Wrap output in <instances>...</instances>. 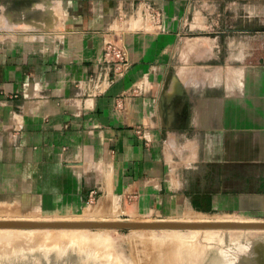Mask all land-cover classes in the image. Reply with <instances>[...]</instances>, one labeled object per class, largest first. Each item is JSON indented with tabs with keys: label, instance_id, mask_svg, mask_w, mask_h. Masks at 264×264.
I'll return each instance as SVG.
<instances>
[{
	"label": "rangeland",
	"instance_id": "obj_1",
	"mask_svg": "<svg viewBox=\"0 0 264 264\" xmlns=\"http://www.w3.org/2000/svg\"><path fill=\"white\" fill-rule=\"evenodd\" d=\"M64 1L56 0L60 8ZM88 1L90 45L101 38L103 50L112 44L125 59L128 36L136 30L152 33L151 25L167 18L153 0H116L114 7L102 8L104 17L98 20L91 13L96 10L95 3L103 0ZM27 4L30 7L32 1L0 0V40L5 45L2 52L9 50L17 55L22 51L17 43L26 42L46 54L61 55L65 41L74 33L34 29L30 21L43 17L29 15L23 19ZM180 18L179 43L164 84L183 93L185 115L200 125L182 129L185 140L179 146L169 145L170 155H159L154 160L155 165L161 163L162 183L170 191L190 192L216 189L220 181L228 178L264 177V127L247 129L248 137L242 143L238 135L246 129L226 130L205 124L209 120L221 121L227 106L240 109L241 100H248L249 110L260 113L264 120V0H183ZM12 41L13 45L7 44ZM170 199L167 207L142 209L118 204L102 206L95 203V196L92 203L76 210L43 211L26 196L2 193L0 189V223H6L0 224V230H7L6 237L0 239V264H264V225L253 226L264 224V211L203 210L177 197ZM52 220L205 225L124 228L10 224ZM53 230H60L54 233L63 238L52 235ZM78 230L85 231L81 235ZM73 232L74 236L79 233V238ZM85 232L91 236L89 240L84 237V242L81 240L87 236ZM46 233L50 235L48 240ZM51 235L57 240H50ZM101 236L106 240L100 241Z\"/></svg>",
	"mask_w": 264,
	"mask_h": 264
},
{
	"label": "crops",
	"instance_id": "obj_2",
	"mask_svg": "<svg viewBox=\"0 0 264 264\" xmlns=\"http://www.w3.org/2000/svg\"><path fill=\"white\" fill-rule=\"evenodd\" d=\"M30 1L23 19L43 17L28 18L34 29L74 35L59 56L26 42L17 43V55L2 52L0 40L2 193L26 196L43 211L76 210L90 190L95 203L107 207L162 208L177 197L203 210L264 211V177L170 191L161 163L154 164L159 155H170L169 145L185 140L182 129L200 125L185 115L183 93L164 84L179 43L183 0H153L167 18L151 25L154 33L136 30L126 38L128 58L121 66L104 61L101 38L90 45L88 0H65L63 8L56 0ZM116 2H96L91 17L99 20L102 8ZM249 108L241 100L240 109L227 106L221 121L205 124L246 129L238 135L243 143L247 129L264 127L260 113Z\"/></svg>",
	"mask_w": 264,
	"mask_h": 264
},
{
	"label": "water",
	"instance_id": "obj_3",
	"mask_svg": "<svg viewBox=\"0 0 264 264\" xmlns=\"http://www.w3.org/2000/svg\"><path fill=\"white\" fill-rule=\"evenodd\" d=\"M0 224H6V223H0ZM14 225H26V226H41V225H47V226H59V225H76V226H116V227H124V228H129V227H140V226H147V227H168V226H175V227H190V226H204L205 224H173V223H149V224H138V223H133V222H111V223H98V222H80V223H67V222H37V223H10ZM211 225H221V226H233V224H209L207 226ZM264 224H256L253 226H263Z\"/></svg>",
	"mask_w": 264,
	"mask_h": 264
},
{
	"label": "built area",
	"instance_id": "obj_4",
	"mask_svg": "<svg viewBox=\"0 0 264 264\" xmlns=\"http://www.w3.org/2000/svg\"><path fill=\"white\" fill-rule=\"evenodd\" d=\"M103 59L106 62H112L119 66H121L125 61V57L123 53L121 52V50L116 48L112 44H108L105 47L104 53H103ZM95 194L96 193L94 190H90L87 194L85 204L92 203L94 201Z\"/></svg>",
	"mask_w": 264,
	"mask_h": 264
},
{
	"label": "bare ground",
	"instance_id": "obj_5",
	"mask_svg": "<svg viewBox=\"0 0 264 264\" xmlns=\"http://www.w3.org/2000/svg\"><path fill=\"white\" fill-rule=\"evenodd\" d=\"M52 221L54 222V220H52ZM89 221H90V220H89ZM42 222H43V221H42ZM78 222H80V221H78ZM15 223H19V222H15ZM24 223H37V222H28V221H26V222H24ZM50 227H51V226H50ZM207 230H208V229H207ZM2 231H3V230H2ZM5 231L7 232V230H5ZM5 231L1 232V230H0V239L3 238V237H6V236L4 235V234H6ZM11 231H14L13 233H14V235H16V236L19 234L18 231H16V233H15V230H11ZM11 231H10V232H11ZM56 231H60V230H55V231L53 230V231H52V235H53L54 232L57 234ZM65 231H66V230H65ZM65 231H63V232L66 233ZM67 231H70V232H71V230H67ZM75 231H76V230H75ZM84 231H85V230H84ZM84 231L82 232V230H81L82 233H84ZM86 231H87V230H86ZM208 231H211V230H208ZM8 232H9V231H8ZM70 232H69V234H70ZM78 232L81 233L79 230H78ZM78 232H77V233H78ZM198 232H199V231H198ZM218 232H219V231H218ZM2 233H3L4 236L2 235ZM42 233H43V232H42ZM49 233H51V232H49ZM55 233H54V234H55ZM58 233H61V232H58ZM67 233H68V232H67ZM74 233H75V232H73V236H74ZM77 233H76V234H77ZM79 233H78V236H79ZM82 233H81V235H83ZM85 233H86V232H85ZM194 233H195V232H194ZM208 233H212V231H211V232H208ZM37 234H38V233H37ZM46 234H47V233H46ZM56 234H55V235H56ZM7 235H8V234H7ZM12 235H13V234H12ZM43 235H44V233H43ZM52 235H51V239H50V240H52V238L55 239V240H57L56 237L59 238V236H61V237H60L61 239L63 238V237H62V234H61V235L59 234V236L56 235L55 238H54ZM64 235H65V234H63V236H64ZM70 235H72V232H71ZM86 235H87V233H86ZM75 236H77V235H75ZM75 236H74V237H75ZM78 236H77V237H78ZM90 236H91V235H90ZM90 236H89V237H88V235H87V236H83V239H82L81 241H84V240H85L84 237H87V240H89ZM93 236H94V235H93ZM93 236H92V237H93ZM97 236H98V235H97ZM99 236H100V235H99ZM197 236H198V235H197ZM209 236L211 237V235H209ZM46 237H47V240H48V239L50 238V235L47 234ZM46 237H45V238H46ZM48 237H49V238H48ZM64 237H65V236H64ZM71 237H72V236H71ZM92 237H91V238H92ZM101 237H102V236H101ZM192 237H193V236H192ZM215 237H216V236H215ZM41 238H42V237H41ZM45 238H44V239H45ZM78 238H79V237H78ZM80 238H81V236H80ZM93 238H94V237H93ZM93 238H92V240H93ZM97 238H99V237H97ZM97 238L95 237V239H97ZM105 238H106V237H105ZM201 238H202V237H201ZM66 239H67V238H66ZM95 239H94V240H95ZM101 239H102L103 241L106 240V239L104 240L103 237L100 238L99 240L101 241ZM209 239H210V238H209ZM58 240H59V239H58ZM75 240H76V238H75ZM78 240H79V239H77V241H78ZM99 240H98V241H99ZM166 240H167V239H166ZM173 240H174V239H173ZM39 241H40V240H39ZM100 241H99V242H100ZM103 241H102V242H103ZM79 242H80V241H79ZM84 242H85V241H84ZM196 242H197V241H196ZM52 243H53V242H52ZM87 243H88V242H87ZM216 243H217V242H216ZM208 244H209V242H208ZM255 245H256V244H255ZM89 246H90V245H89ZM256 246H257V245H256ZM257 247H258V246H257ZM257 247H255V248H257ZM194 248H195V247H194ZM243 248H244V247H243ZM243 248H242V249H243ZM190 249H191V248H190ZM192 249H193V248H192ZM192 249H191V250H192ZM196 249H197V248H196ZM200 249H201V248H200ZM242 249H241V247H240V250H242ZM193 250H195V249H193ZM193 252H194V251H193ZM201 252H202V250H201ZM194 253H195V252H194ZM177 254H178V253H177ZM199 254H200V252H199ZM195 256H196V255H195ZM174 260H175V259H174ZM192 260H193V259H192ZM193 261H194V260H193Z\"/></svg>",
	"mask_w": 264,
	"mask_h": 264
}]
</instances>
